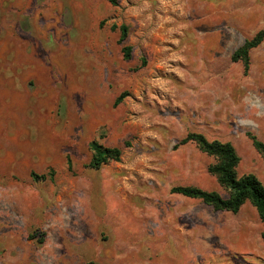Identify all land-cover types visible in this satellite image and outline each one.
<instances>
[{
    "label": "rangeland",
    "instance_id": "374dc122",
    "mask_svg": "<svg viewBox=\"0 0 264 264\" xmlns=\"http://www.w3.org/2000/svg\"><path fill=\"white\" fill-rule=\"evenodd\" d=\"M115 2L0 0V264H264L248 202L170 193L223 194L188 133L231 143L264 186L246 135L264 143V39L245 73L230 59L264 0ZM92 141L119 160L90 168Z\"/></svg>",
    "mask_w": 264,
    "mask_h": 264
},
{
    "label": "trees",
    "instance_id": "16d2710c",
    "mask_svg": "<svg viewBox=\"0 0 264 264\" xmlns=\"http://www.w3.org/2000/svg\"><path fill=\"white\" fill-rule=\"evenodd\" d=\"M115 5V0H108ZM112 29L115 27L112 26ZM120 41L122 42L127 35V27L121 25L118 27ZM264 39V29L258 31L251 39L244 42L233 51L230 56L232 62H241L244 73L249 68V52L256 48ZM121 54L124 60L131 57V48L129 46L121 47ZM122 100L119 96L114 101V106ZM254 150L264 161V143L258 140L254 135L246 133ZM194 143L197 149L205 155L212 157L214 162L207 167V172L213 176L223 190V194L217 192H208L192 186H175L170 189L171 194H178L185 198L196 199L203 204L211 207L214 211H225L237 213L241 206L248 202L256 211L260 222L264 226V186L253 174H244L238 176L236 168L239 163V157L234 147L229 142L219 140H207L202 134L188 133L179 141V144ZM91 158L89 167L99 169L101 165L110 161H118L121 151L118 148H107L92 141L89 143ZM31 177H38L31 173ZM264 242V230L260 235Z\"/></svg>",
    "mask_w": 264,
    "mask_h": 264
}]
</instances>
